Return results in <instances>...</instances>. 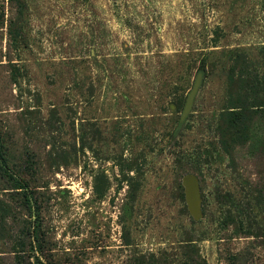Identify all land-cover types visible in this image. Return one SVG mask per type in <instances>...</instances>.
<instances>
[{
  "label": "rangeland",
  "instance_id": "1",
  "mask_svg": "<svg viewBox=\"0 0 264 264\" xmlns=\"http://www.w3.org/2000/svg\"><path fill=\"white\" fill-rule=\"evenodd\" d=\"M236 50L263 81L264 0H0V127L32 197L0 176V264L35 263V226L45 264L173 262L187 245L264 264V116L233 147L214 124Z\"/></svg>",
  "mask_w": 264,
  "mask_h": 264
},
{
  "label": "trees",
  "instance_id": "2",
  "mask_svg": "<svg viewBox=\"0 0 264 264\" xmlns=\"http://www.w3.org/2000/svg\"><path fill=\"white\" fill-rule=\"evenodd\" d=\"M249 58L250 55L245 50H236L231 54L232 64L226 72L229 97L214 121L224 147H233L238 143L256 142L258 139L253 122L254 118L264 116V77L263 81L259 80ZM205 73L206 64L203 62L196 80V83L199 81V87L201 81L206 78ZM11 165L9 146L0 127V176L11 183L15 189H20L27 205L31 207L32 197L28 191L29 183L19 177ZM40 229L41 226L34 227L33 241L30 243L31 250L38 254L31 256L34 259V264H45L41 259L44 250ZM170 257V255L163 254L161 259H149L146 264H174V260L178 258L176 264H207L197 250L190 245L185 246L179 257L172 260L173 262L169 260ZM16 264H25V257L20 252L16 254Z\"/></svg>",
  "mask_w": 264,
  "mask_h": 264
},
{
  "label": "water",
  "instance_id": "3",
  "mask_svg": "<svg viewBox=\"0 0 264 264\" xmlns=\"http://www.w3.org/2000/svg\"><path fill=\"white\" fill-rule=\"evenodd\" d=\"M199 88V81L195 84L194 89L190 93L186 106L182 113V121L191 113L193 108L194 99L197 94V90ZM171 109L174 110V106H171ZM186 187H187V200L189 207L192 213L197 217L200 214V207H199V187L197 179L194 176H189L186 179Z\"/></svg>",
  "mask_w": 264,
  "mask_h": 264
}]
</instances>
